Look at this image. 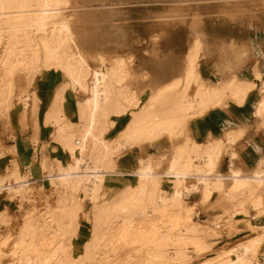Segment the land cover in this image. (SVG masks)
Returning a JSON list of instances; mask_svg holds the SVG:
<instances>
[{"label":"bare ground","instance_id":"bare-ground-1","mask_svg":"<svg viewBox=\"0 0 264 264\" xmlns=\"http://www.w3.org/2000/svg\"><path fill=\"white\" fill-rule=\"evenodd\" d=\"M68 1L0 0V118L5 117L6 127H12L8 132L16 144L9 149L18 157L8 172L0 167V190L9 195L20 192L24 206L34 193L35 175L46 173L48 181L41 188H50L55 198L45 208L25 209L18 226L9 213H0V264H158L165 260V264H182L192 251L211 249L224 218L217 217L210 226L192 218L195 204L185 198L199 185L203 201L214 190L224 191L227 200L242 207L243 213L233 223L254 227L251 219H245L251 214L244 206L251 201V210H258L252 219L264 211V168L258 167L250 176H243L235 167L229 174L216 173L223 142L202 144L186 134L184 142L172 149L170 164L163 168L168 155L157 142L166 135L181 137L188 119L209 106L227 104L230 98L241 102L257 82L234 75L220 84H205L199 70L204 44L197 35L190 44L184 78L176 75L148 96V89L140 91L131 81L134 53L97 52L99 66H91L79 36L64 16ZM189 1L196 0L177 2ZM225 46L219 47L221 53L228 49ZM238 58L231 63L241 64L247 57L241 62ZM43 71L64 75L47 108L41 106L33 86ZM19 73L25 74L26 81L17 92ZM256 76L262 80L264 94L261 71L256 70ZM69 94L75 98L72 111L66 106ZM16 99L23 104L20 117L23 126L30 124L29 135L19 134L12 121ZM257 112L264 115V97ZM121 115H130V119L114 134L116 116ZM46 129L51 134L48 140L44 139ZM241 134L242 129L230 131L228 140L233 142ZM29 138L41 142L43 148L25 156ZM143 144L157 148L136 158L134 150ZM4 151L0 145V155ZM38 155H42L40 165ZM122 173L135 180H112L113 174ZM162 175H168L169 190L163 188ZM113 187L119 188L113 192ZM85 201L90 203L87 211ZM262 229L257 236L209 256L201 264H264V259L255 256L260 249L264 251V226ZM7 256L11 257L8 261Z\"/></svg>","mask_w":264,"mask_h":264},{"label":"rangeland","instance_id":"rangeland-1","mask_svg":"<svg viewBox=\"0 0 264 264\" xmlns=\"http://www.w3.org/2000/svg\"><path fill=\"white\" fill-rule=\"evenodd\" d=\"M177 1L179 0H69L67 5L68 8L65 9L64 16L69 18L76 36H79L77 40L81 47L84 46L83 49H85V52L88 54L89 62L93 68L99 66L95 58L97 52L106 53L107 55L127 53L130 52V50H140L147 44L153 47L152 51L154 53H160L162 46L167 50L169 48H177L180 50L181 47L179 46L183 45L188 37L192 36L195 38L197 35H200L201 39H203L204 46H221L224 44L225 39H230L231 35H243L242 37H238V39L241 40L254 39V41H256L257 39L260 40L264 38V0H196L181 3ZM111 25L114 26V31L108 27ZM83 40H85V42ZM87 40L91 41V43ZM176 45H179V48ZM204 46H202V48ZM202 51L203 49L201 52ZM220 51L222 50L220 49ZM202 56L204 55L201 53L199 67ZM136 60L137 58L135 56L130 63V69L133 73L131 81L135 86H139V78L138 76H134L136 75ZM164 60L174 62V59L167 57V55H164ZM43 74L53 76L52 81L55 87L61 84L64 79V75L61 73L56 74L52 71H43L39 73L40 76H44ZM18 75L16 80L18 82L17 92L25 86L26 81L24 73H19ZM22 108L23 104L16 99V105L11 113V118L13 122L18 120L19 125L21 124L23 126L20 117ZM0 125H7L6 118L3 116L0 118ZM8 127L9 128L6 127L7 130L12 128L11 126ZM23 128L27 130L26 133L29 135L31 132L30 124L28 125L25 123ZM184 136L185 134L183 133L181 137ZM8 139L12 141L10 135H8ZM30 141H32L34 147L31 149L28 148L24 153L25 156H30L35 151V148L42 147L41 142L37 143L34 140H29V143ZM2 148L5 151L0 155V167L4 168V173H6L13 166L14 162L18 161V157L15 152H12V149H9L10 147L4 148L2 146ZM147 151L152 153V151L155 150L135 149L134 152L137 153V155H142ZM41 157L42 155H38L39 161H37V164L39 165ZM19 165L21 172H25L21 164ZM160 172L163 173L165 170L161 169ZM113 175H123L126 179L133 178V180H135L134 176H127L123 173ZM46 177V173H37V175H35L37 180L33 184L35 186L33 189L34 193H31L33 195H30L29 201L24 206L21 205L20 192L15 190V193L9 195L6 191L0 190V213L4 211L9 213L14 221H12L14 226H18L22 221L21 213L25 209H41L45 208L48 204L53 205L55 203L52 190L47 187L41 188V185L48 181ZM162 178L164 180L163 188L168 189V187L171 186L168 182V175H162ZM116 188L118 189L119 187H113L111 191L115 189L113 192H116ZM36 189L37 192L35 191ZM38 191L40 193L43 192L40 194ZM4 192H6V194ZM47 193L49 194L48 198L46 196ZM262 195L264 196V187ZM33 198L35 199L32 201ZM211 198L212 197L209 199ZM222 200L227 202V206L224 208V211L219 214L225 215V217L220 220V233L217 236L218 238L216 237L215 243L211 249L205 252L192 251L191 255L184 260L182 264H201L207 257L223 253L229 248L232 249L233 246L247 241L263 231L264 211L259 217L252 219V213H258V210L254 212L251 210L253 209L251 201L245 203L246 206L244 207L249 211V214H251L249 217H245V219L249 221L251 219L254 227L244 225L245 222H241L238 223V225L241 224L242 226L238 228V225L236 226L233 222L234 220L238 221L237 218L240 217L239 214L243 213L240 211L242 207L237 206L231 200H227V198H223ZM89 205L90 203L88 201L84 202L85 211L89 209ZM195 215L196 212L192 215L193 219ZM81 222H85L82 217ZM236 228L237 231L233 235H227V232L231 233ZM14 231H16V228ZM244 232H247L246 235L243 234ZM199 235L201 236L202 234ZM230 238H232V241L229 242ZM261 247H264V239ZM190 250H192V248ZM255 256L258 259H264L263 249H260ZM10 258V256H7L5 260L8 261ZM157 263L165 264L166 260L158 261Z\"/></svg>","mask_w":264,"mask_h":264},{"label":"crops","instance_id":"crops-1","mask_svg":"<svg viewBox=\"0 0 264 264\" xmlns=\"http://www.w3.org/2000/svg\"><path fill=\"white\" fill-rule=\"evenodd\" d=\"M242 36L243 35H231L230 39H225L224 43L228 45L225 46V48L228 49L225 51V53L223 52L224 55L218 48L221 47L219 45H206L203 47V51L201 53L204 56H202L199 67L202 81L205 84L208 83V85H215L226 82L236 75L239 78L245 80H253L257 82V85L254 89H251L247 92L241 102H237L236 98H230L227 104L212 105L211 107L209 106L208 108H205L203 112L192 115L188 119L183 132L198 143L207 144L210 142H223L224 149L219 157L216 173L229 174L231 168L235 167L242 171L243 176H250L253 174L252 172L258 167L264 168V115H258L259 113L257 112L258 104L263 99L264 94L261 90L262 80L258 79L256 76L257 70L261 71V74L264 77V38L260 40L257 39L256 41H254V39H238V37ZM193 40L194 38L192 36L188 37L183 45H178L181 47L180 50L177 48H169L167 50L162 46L160 53H154L152 51L153 47L148 46V44L144 45V47L140 50H130V52L134 53L137 58L135 74L139 78V86L137 85V87L140 89V91L143 89H148L149 96L158 88V86L165 85L173 79H176V75L177 78H184L187 66V56L189 53L190 44ZM233 45H235V48L237 49L239 47L240 50H246H244V52L240 50L235 51L236 49H233ZM247 50L251 53H246ZM232 51L234 53H232ZM235 53H238V55ZM164 55L174 59V62L165 61ZM225 55L229 59H224ZM241 55L243 57H241ZM237 56L241 57V59ZM234 57H237L239 62H241L240 60L242 59L244 60V57L247 58H245L246 60H244L243 63H238L239 67H237L238 64L236 65L234 63V65L231 63L234 62L235 59L237 63V58ZM232 58H234V61ZM43 75L44 76H40L39 74L37 75L33 86L37 95L41 99V106L43 108H47L52 100L54 92L60 84L57 87L53 86V76L45 74ZM66 106L69 107L70 111L75 110V98L74 96L72 97V94L67 96ZM116 117L117 123L113 129L114 134L127 124L130 119V115H121ZM14 122L13 123L16 126L19 134L22 131L27 132V130L23 128L21 124L19 125L18 120H15ZM240 129H242V134L233 142L229 141L228 133L230 131L237 132ZM8 135L9 132L6 126L0 125V145L4 148L13 147L16 144V141L13 138H11L12 141L8 139ZM44 136L45 139H50V130L46 129ZM185 139V136L173 138L166 135L158 140L157 146H160L166 150L168 155L167 159L165 158L162 161L163 168H166L170 164L172 149L176 145L182 144ZM29 140L31 139L29 138ZM157 146H147L143 144L136 147L135 149L156 150ZM33 147V143L30 141V143L27 145V148L31 149ZM232 151L235 152V156L233 157L231 155ZM134 155L136 158L140 156L135 152ZM112 180L114 182L120 183L125 181L126 177L123 175H117L113 176ZM113 191H115V189ZM211 197V199L203 201V187L199 185L197 190L193 191L185 198L186 202L195 204L196 215L194 220L198 221L199 223L202 222L201 225L203 226L212 225L219 216L225 217V215H219L227 206V202L222 200L225 198L224 191L218 192L214 190ZM254 211L255 210H253V212ZM235 225L237 226L238 223ZM240 226L242 225H238L239 228ZM246 233L247 232H244L243 234L246 235ZM232 238H230L229 242L232 241Z\"/></svg>","mask_w":264,"mask_h":264}]
</instances>
